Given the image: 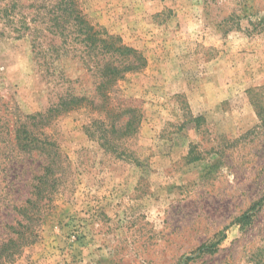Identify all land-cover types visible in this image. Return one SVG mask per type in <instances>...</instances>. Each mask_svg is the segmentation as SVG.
Masks as SVG:
<instances>
[{
  "label": "rangeland",
  "instance_id": "1",
  "mask_svg": "<svg viewBox=\"0 0 264 264\" xmlns=\"http://www.w3.org/2000/svg\"><path fill=\"white\" fill-rule=\"evenodd\" d=\"M43 2L0 0V264H264V0H76L134 54L34 50ZM66 93L22 149L15 121Z\"/></svg>",
  "mask_w": 264,
  "mask_h": 264
},
{
  "label": "trees",
  "instance_id": "2",
  "mask_svg": "<svg viewBox=\"0 0 264 264\" xmlns=\"http://www.w3.org/2000/svg\"><path fill=\"white\" fill-rule=\"evenodd\" d=\"M44 2L39 6L40 9L44 8V10L40 11L36 16L40 17L41 24L35 26V29L38 31L36 34V40H34V50L38 51H46L53 52L58 51L56 47V39L61 38L62 43L61 47H66L65 45L69 42L80 39L79 41L87 47L96 48L99 45L96 42L101 41L103 44V48L107 49V52L110 50H125L129 54H132L135 50H132L128 47H117L114 46L113 43L110 41H106L105 39H98L96 35L98 32L96 30L93 31V26L88 23L82 12H80L79 8L77 7L76 0H43ZM1 18H5L7 22L13 23L15 22L16 16L11 12L5 11L4 15L0 16ZM27 20V17H25ZM23 25L19 28H14L13 30L16 31L20 36H22L27 29L31 30L30 22L21 21ZM72 33L75 36H72ZM4 35V34H3ZM73 37V38H72ZM72 39V40H71ZM38 45V46H37ZM37 51V52H38ZM38 52V53H40ZM142 65V64H141ZM140 64L136 62H127L125 65L123 64H114V62H108V64L104 65V70L102 73L104 75L103 79L99 82L97 89H99V93L103 90L107 89L109 85L115 83L117 78L121 75V71L132 70L135 68L141 67ZM103 89L102 91H100ZM102 95L103 92L101 93ZM86 99V96H76L72 93H66L62 95L58 102L52 107L48 109L46 113L36 112L32 115H26L25 119H18L15 121V124L18 125L15 127V138L19 142V140H23L24 143L22 144V149L31 153L35 147H32L34 141L38 140L33 137V130L28 127L29 125L35 126L36 124H44L48 122L51 117L55 114L60 113L62 111H67L73 108L76 104L82 103L83 100ZM131 123V121H128ZM45 142V140H43ZM38 143H42L41 140ZM42 149L46 148L45 146H40ZM40 150V149H39ZM58 155H60L58 153ZM56 162L50 161L44 166L45 173L41 174L40 176H36L35 180L37 183L33 185L35 189H38V195L43 196L42 190L43 186L47 182L48 179L55 180ZM51 174V175H50ZM55 178V179H54ZM39 198V196H38ZM37 200V198H36ZM40 200V199H39ZM28 202H31L30 199ZM31 217V216H30ZM242 217H249V215H244ZM212 244L211 246H214ZM204 249L209 251V247H204ZM203 250V249H202ZM3 256V254H2ZM1 256V257H2Z\"/></svg>",
  "mask_w": 264,
  "mask_h": 264
}]
</instances>
